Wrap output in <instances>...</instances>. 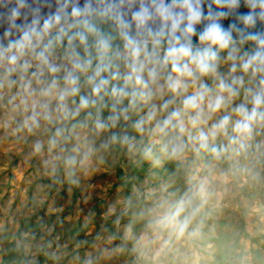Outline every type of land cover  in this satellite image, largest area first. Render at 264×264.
Returning <instances> with one entry per match:
<instances>
[{
	"label": "clouds",
	"instance_id": "1",
	"mask_svg": "<svg viewBox=\"0 0 264 264\" xmlns=\"http://www.w3.org/2000/svg\"><path fill=\"white\" fill-rule=\"evenodd\" d=\"M0 31V147L42 178L0 264H191L234 205L264 236V0H0ZM101 169L128 190L66 229ZM231 239L219 264H264Z\"/></svg>",
	"mask_w": 264,
	"mask_h": 264
},
{
	"label": "rangeland",
	"instance_id": "2",
	"mask_svg": "<svg viewBox=\"0 0 264 264\" xmlns=\"http://www.w3.org/2000/svg\"><path fill=\"white\" fill-rule=\"evenodd\" d=\"M121 174L117 170L101 169L91 176L86 185V194L91 197L87 203L83 200L81 190H76L71 200L67 190L62 191L58 203L65 206V215L68 217L65 228L72 230L83 218V212L94 209L97 213L95 229L98 230L104 222L103 215L108 206L114 202L118 193L128 190ZM146 177L147 166L145 172L141 173V179ZM41 181L34 161H27L15 146L5 144L0 147V219H4L7 214L18 213V218L23 223L27 215L24 204ZM147 182L153 181L147 179ZM259 214H264V207H259ZM257 216V213L246 216L240 207L232 206L221 217L216 235L209 237L201 248L192 250L191 264H219L223 251L219 241L225 235L230 236L231 242L240 249L264 253V236L256 234ZM116 264H122V261H117Z\"/></svg>",
	"mask_w": 264,
	"mask_h": 264
},
{
	"label": "water",
	"instance_id": "3",
	"mask_svg": "<svg viewBox=\"0 0 264 264\" xmlns=\"http://www.w3.org/2000/svg\"><path fill=\"white\" fill-rule=\"evenodd\" d=\"M205 11H206V6H205ZM240 11L243 13V12H247L248 9H246V8L243 7V5H242ZM230 22H231V19H229V20H225V21H223L222 23H223L225 26H227ZM0 34H2V31H0Z\"/></svg>",
	"mask_w": 264,
	"mask_h": 264
}]
</instances>
